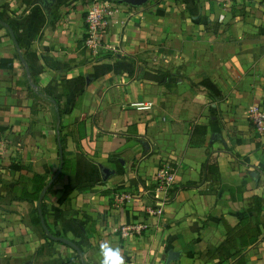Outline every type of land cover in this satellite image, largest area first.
<instances>
[{
    "label": "crops",
    "instance_id": "crops-1",
    "mask_svg": "<svg viewBox=\"0 0 264 264\" xmlns=\"http://www.w3.org/2000/svg\"><path fill=\"white\" fill-rule=\"evenodd\" d=\"M114 1L96 54L91 0H0V264H101L105 242L123 264L169 250L168 264H264V229L238 256H207L254 197L264 221V133L247 114L264 112V0ZM163 166L175 184L162 198ZM40 201L49 234L75 247L44 236ZM131 222L140 233L121 236Z\"/></svg>",
    "mask_w": 264,
    "mask_h": 264
},
{
    "label": "built area",
    "instance_id": "built-area-1",
    "mask_svg": "<svg viewBox=\"0 0 264 264\" xmlns=\"http://www.w3.org/2000/svg\"><path fill=\"white\" fill-rule=\"evenodd\" d=\"M119 3L114 0H91L85 13V32L83 44L92 53H98L104 48V36L106 29L111 26L113 16L119 11ZM138 110H147L151 107V102L131 103ZM248 119L258 133H264V112L258 105L252 104L247 109ZM175 178L173 169L163 166L158 169L155 179L154 193L156 197L162 194L166 197L169 190L173 188ZM162 203V200H161ZM158 206V204H156ZM149 213H160V208H150ZM143 226L137 222L122 224L118 230L121 236H126L130 232L140 233Z\"/></svg>",
    "mask_w": 264,
    "mask_h": 264
},
{
    "label": "trees",
    "instance_id": "trees-1",
    "mask_svg": "<svg viewBox=\"0 0 264 264\" xmlns=\"http://www.w3.org/2000/svg\"><path fill=\"white\" fill-rule=\"evenodd\" d=\"M0 67H11V60L0 59ZM199 84L203 85L216 97L220 96L219 90L209 79L204 78L199 82ZM61 159H63V157ZM12 168L19 170L21 167L18 165H12ZM44 187L45 184L39 187L36 186L35 191L40 192ZM33 198L37 199L38 195ZM254 201L256 205H254L252 209L248 210V212L251 210L256 212L253 217L251 215H245L241 217L234 226H230L225 222H222L225 231V239L215 248L208 249L207 256L209 258L216 257V259L221 261L228 257L238 256L245 247L252 244L261 234L262 229H264V221L259 218V214L262 211V208L260 207L262 198L254 197ZM36 211L37 217L35 220L37 223H40L39 214L42 216L45 214V206L42 201H40ZM88 232L89 230H87V233ZM44 236L48 235L44 232Z\"/></svg>",
    "mask_w": 264,
    "mask_h": 264
},
{
    "label": "water",
    "instance_id": "water-1",
    "mask_svg": "<svg viewBox=\"0 0 264 264\" xmlns=\"http://www.w3.org/2000/svg\"><path fill=\"white\" fill-rule=\"evenodd\" d=\"M147 1L148 0H121V2L126 3L128 5H131V6H141L144 3H146ZM101 171L104 174V178L108 177V175L111 173V171L108 168H102ZM43 193H44V191L41 192V194H43ZM39 217H40V223H41V226H42L43 230L45 231V233L47 235H49L50 238H53V239L55 238V239H57L58 241H60L62 243H65L67 245L75 247V244L72 241H70V240H68V239H66L64 237H54L51 234H49V231H48V228H47V226L45 224L43 216L41 214H39ZM178 255H179L178 251L174 252L172 250H169L167 252V256H166L164 264H168L170 261L175 260L178 257Z\"/></svg>",
    "mask_w": 264,
    "mask_h": 264
},
{
    "label": "clouds",
    "instance_id": "clouds-1",
    "mask_svg": "<svg viewBox=\"0 0 264 264\" xmlns=\"http://www.w3.org/2000/svg\"><path fill=\"white\" fill-rule=\"evenodd\" d=\"M100 252L102 256L101 264H123L124 258L121 256L118 247H112L105 242L100 245Z\"/></svg>",
    "mask_w": 264,
    "mask_h": 264
},
{
    "label": "rangeland",
    "instance_id": "rangeland-1",
    "mask_svg": "<svg viewBox=\"0 0 264 264\" xmlns=\"http://www.w3.org/2000/svg\"><path fill=\"white\" fill-rule=\"evenodd\" d=\"M224 1V3L225 2H227L228 4H229V2H230V0H223ZM258 1V0H257ZM263 1H261L260 3H262ZM173 173H174V171H173ZM174 186V185H173Z\"/></svg>",
    "mask_w": 264,
    "mask_h": 264
}]
</instances>
